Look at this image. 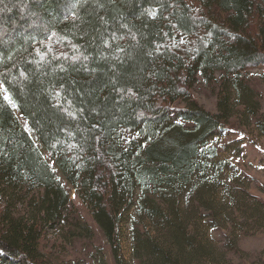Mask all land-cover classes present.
Masks as SVG:
<instances>
[{
  "label": "trees",
  "instance_id": "16d2710c",
  "mask_svg": "<svg viewBox=\"0 0 264 264\" xmlns=\"http://www.w3.org/2000/svg\"><path fill=\"white\" fill-rule=\"evenodd\" d=\"M256 68L264 0H0V264H107L46 249L50 229L69 243L94 231L44 150L115 264L127 225L134 264H233L238 238L222 248L209 229L264 228V200L220 156L232 144L213 143L234 111L194 89L237 91L264 136Z\"/></svg>",
  "mask_w": 264,
  "mask_h": 264
},
{
  "label": "rangeland",
  "instance_id": "374dc122",
  "mask_svg": "<svg viewBox=\"0 0 264 264\" xmlns=\"http://www.w3.org/2000/svg\"><path fill=\"white\" fill-rule=\"evenodd\" d=\"M246 75L251 87L254 89L253 94H258L261 99V113L264 114V69H252L247 71ZM0 88L3 90L1 84ZM222 88L223 86L220 84L208 86L201 83L196 85L194 89L195 97L211 111H217L224 106H230L234 111L235 114L230 126L231 133L225 137L214 139L213 143L216 142V144H222L223 146L232 144L231 146L235 147H230V149L224 147L220 156L230 159L231 163L238 167L239 170L251 176L253 179L252 185L249 187L250 192L264 200V136L260 134L255 125L256 119L243 121L241 117L243 104L242 100H239L238 92L235 90L229 92ZM4 94L6 95V93ZM16 114L25 125L26 120L23 115L19 111H16ZM44 154L69 190L70 200L68 206L78 212L94 231V236L92 237L78 239L74 243H69L63 241L62 230L58 228L50 229L45 241L46 249L52 250L56 256L61 257L63 260L87 257L90 258L88 261L91 260L94 254L98 253V250H101L105 255L107 264H115L105 236L86 206L82 203L76 189L65 181L46 150H44ZM125 228L122 236L124 263L134 264L131 255V243L128 239V225ZM234 237L238 238L240 253L228 254L233 259V264H264V228L253 227L249 232H246L238 227L236 229L234 224H228L224 229H215V227L209 229L208 238L222 248L226 240Z\"/></svg>",
  "mask_w": 264,
  "mask_h": 264
}]
</instances>
